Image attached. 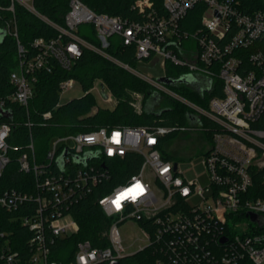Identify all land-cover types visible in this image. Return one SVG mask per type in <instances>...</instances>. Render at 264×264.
Segmentation results:
<instances>
[{"label": "built area", "instance_id": "2783aa9c", "mask_svg": "<svg viewBox=\"0 0 264 264\" xmlns=\"http://www.w3.org/2000/svg\"><path fill=\"white\" fill-rule=\"evenodd\" d=\"M11 1L36 14L31 0ZM199 4L204 5L200 28L194 33L181 31L180 22ZM162 5L163 16L149 10L141 21H127L96 13L80 0H68L64 27L40 17L56 29L55 38H36L30 50L16 42L17 65L9 76L13 91L0 100V108L6 110L5 102L22 107L27 128L33 126L28 103L35 73L51 72L52 62L70 71L83 48L129 70L157 91L181 99L152 76L108 56L103 50L109 47L110 39L133 47L139 63H157L163 69L169 62L185 68L197 83L205 82L203 87L211 89L212 81L217 79L222 93V97L209 100L206 111L182 99L195 117H205L217 126L211 144L188 163H177L161 154L162 137L175 128L101 127L61 135L51 139L41 155H37L35 140L29 135L17 163L19 171L32 177V189L9 190L0 196V207L7 212L30 205L18 220L31 233L26 264H56L50 260V245L78 231L71 208L93 187L108 181L112 162L129 154L141 160L137 172L98 199L101 211L113 220L107 232L109 246L95 248L88 241L79 242L71 264H106L126 256L118 226L127 221L137 226L139 222L149 223L151 229L138 227L146 246L158 245L162 258L156 264H264V195L244 199L252 185V170L260 172L264 188V9L243 13L234 0H162ZM144 6H149L146 0L133 8L141 12ZM8 10L13 11L12 5ZM10 25L6 24V32L17 40L16 27ZM83 25L93 28L100 48L79 37L78 27ZM228 34L231 37L224 41ZM239 52L242 57L236 54ZM74 84L73 79L59 83L58 105L62 93ZM95 91L101 97L106 94L100 82L90 90ZM107 98L108 94L102 97ZM135 99L133 106L140 112V95L136 94ZM50 117V112L41 114V125ZM195 125L180 130L196 131ZM10 133V124L0 123V177L10 162ZM137 184L143 191L135 189L117 208L113 200ZM7 238L0 232L4 243L1 264H22L9 248Z\"/></svg>", "mask_w": 264, "mask_h": 264}, {"label": "trees", "instance_id": "16d2710c", "mask_svg": "<svg viewBox=\"0 0 264 264\" xmlns=\"http://www.w3.org/2000/svg\"><path fill=\"white\" fill-rule=\"evenodd\" d=\"M84 5L96 13L108 16L120 17L127 21H141L149 10L158 15H165L162 0H146L149 6H144L139 11L133 6L144 0H80ZM243 13H250L257 9H264V0H234ZM12 5L13 11L8 8ZM31 6L36 14L27 10L16 1L0 0V31L5 35L0 41V100L10 95L13 87L9 83V76L16 69L18 41L27 50L32 49V42L36 38L46 40L55 38L56 29L46 23L40 17L50 23L64 27V16L68 11V0H31ZM204 5H195L188 11L180 22L179 28L187 33H194L200 28L201 15ZM13 23V24H12ZM6 24L16 27L17 40L6 32ZM77 34L85 42L95 48H100V42L95 36L90 25L78 27ZM231 34L226 35L225 40ZM115 61L127 65L140 73L151 72L153 79L173 93L186 98L193 105L206 111L212 97H222L221 82L212 81V88L203 87L204 83H197L193 75L185 68L174 66L165 62L163 69L158 64L147 65L145 62H137L134 57V48L122 46L118 39H110L109 47L103 50ZM241 56L240 52L236 53ZM242 57V56H241ZM35 82L32 87V98L28 103V112L33 122L31 128L25 126V110L17 104L5 102L4 108L11 112V119L0 117V123H8L11 133L7 144L12 147L8 150L10 162L4 168L0 177V196L5 191L16 190L28 192L32 189V177L19 171L17 158L25 151L29 135L39 144L43 150L37 155L43 154L48 142L54 137L82 133L101 127H139L161 126L175 128L161 139L160 151L164 158L174 160V157L165 151L164 147L169 140L180 138L192 123L196 124L198 141L211 144L213 133L217 131L215 123L205 117H195L191 109L181 105L176 100H163L157 95V90L132 72L118 66L113 61L83 48L81 57L76 61L70 71L62 70L55 62L51 64V72L39 71L35 73ZM191 76L195 80L194 85L179 81L180 78ZM65 79H73L79 83L83 95L69 100L64 104L59 103V83ZM159 79L167 81L160 82ZM99 81L106 87L111 97L115 100L113 109L103 108L98 105L97 99L90 92L95 82ZM141 96V110L134 108L135 95ZM58 105V106H57ZM50 112L51 117L41 125V114ZM204 150V149H203ZM202 150V152H203ZM199 152L198 154H202ZM140 158L129 154L122 160L112 162L110 177L102 185L93 187L89 194L81 198L70 212L78 225L76 234L65 239H56L50 245V260L56 264H71L74 259L77 244L88 241L95 248L109 246L107 232L112 224V218L106 217L98 205V199L105 195L111 187L127 180L139 169ZM260 172L251 171L252 185L244 195V199H255L264 195V188L260 181ZM30 205L23 204L17 210L7 212L0 207V232L7 234L8 246L16 252L22 264H26L30 256L28 240L31 233L20 225V217L26 214ZM178 208V203H175ZM138 226L151 229L149 223L139 222ZM151 239L152 235H151ZM4 247L3 239L0 240V254ZM162 258L158 252V245L151 244L119 259L120 264H156L157 259ZM1 264V261H0ZM104 264V263H97Z\"/></svg>", "mask_w": 264, "mask_h": 264}, {"label": "rangeland", "instance_id": "374dc122", "mask_svg": "<svg viewBox=\"0 0 264 264\" xmlns=\"http://www.w3.org/2000/svg\"><path fill=\"white\" fill-rule=\"evenodd\" d=\"M151 66V65H150ZM121 67V66H120ZM123 68V67H122ZM127 70V69H126ZM134 70V69H132ZM129 71V70H128ZM136 71V70H134ZM144 75L153 76L151 72H142ZM135 75V74H134ZM99 84V81H97ZM149 84V83H148ZM106 95L108 94V98L106 100H103L100 94L97 93V91L93 92L94 96L97 99V103L99 106L103 108H109L113 109L115 106V100L111 97L110 93L106 89ZM83 91L79 85V83L75 82V84L67 89L65 92L62 93L60 97V104H64L68 102L71 99L79 98L83 95ZM157 95L163 99V100H174L169 93H166L164 90H159L157 92ZM141 97V96H140ZM181 99L176 100L181 105H185V107L189 110L190 107L186 105L183 101L189 102L186 98H183L179 96ZM104 98V97H103ZM183 99V101H182ZM141 103V101H140ZM191 103V102H190ZM141 106V105H140ZM141 110V108H140ZM194 124V123H193ZM196 128L195 126H193ZM207 143L205 142H199L198 141V133L196 131L188 130L186 131L180 138H176L174 140L167 141L164 149L166 152L171 154L174 157V162L177 163H188L192 161L193 159L197 158L200 154L199 152H202L203 149H205ZM36 151L41 152L43 148L39 146V144L36 143L35 145ZM42 149V150H41ZM243 222L248 223L247 219H243ZM118 232L120 235V241L121 246L124 249L125 255H131L138 250L144 248L147 244V241L142 234L140 228L137 226V224L133 221H127L123 222L118 226Z\"/></svg>", "mask_w": 264, "mask_h": 264}, {"label": "water", "instance_id": "95a60500", "mask_svg": "<svg viewBox=\"0 0 264 264\" xmlns=\"http://www.w3.org/2000/svg\"><path fill=\"white\" fill-rule=\"evenodd\" d=\"M4 35H5V32L0 31V41L3 38ZM159 81L160 82L167 83V81H165L163 79H159ZM179 81L184 82L185 84H190V85H194L195 84V80L191 76L182 77V78H180ZM101 88H103V85L102 84H101ZM102 96L104 98H106V94L103 93ZM0 117L5 118V119H11V112L10 111H6V110H3V109L0 108ZM196 119L197 118L194 117L192 119V121L194 122V121H196ZM206 194L208 195L209 193L207 192ZM106 264H120V262L118 260H111V261H109Z\"/></svg>", "mask_w": 264, "mask_h": 264}, {"label": "snow or ice", "instance_id": "6c2138e0", "mask_svg": "<svg viewBox=\"0 0 264 264\" xmlns=\"http://www.w3.org/2000/svg\"><path fill=\"white\" fill-rule=\"evenodd\" d=\"M117 136H118V134H117ZM165 171H167V169H165ZM135 189H139L141 192L143 191L142 187L139 184H137V185L134 186V189H129L127 193H121L119 196H117L116 199L113 200V204L117 208H119L120 201L122 199H125L127 196L131 195ZM133 198H135V197L133 196Z\"/></svg>", "mask_w": 264, "mask_h": 264}]
</instances>
